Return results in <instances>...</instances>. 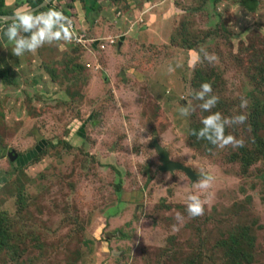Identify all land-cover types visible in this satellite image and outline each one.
<instances>
[{
    "label": "rangeland",
    "instance_id": "1",
    "mask_svg": "<svg viewBox=\"0 0 264 264\" xmlns=\"http://www.w3.org/2000/svg\"><path fill=\"white\" fill-rule=\"evenodd\" d=\"M241 1L145 0L152 15L132 10L119 52L51 45L30 67L6 62L18 77L0 81V264H264V0ZM202 82L219 97L210 112L246 114L224 129L242 147L187 134L209 115L192 99ZM189 193L202 216L185 212Z\"/></svg>",
    "mask_w": 264,
    "mask_h": 264
},
{
    "label": "clouds",
    "instance_id": "2",
    "mask_svg": "<svg viewBox=\"0 0 264 264\" xmlns=\"http://www.w3.org/2000/svg\"><path fill=\"white\" fill-rule=\"evenodd\" d=\"M46 2H50V0H46ZM24 33H28V35L25 36ZM73 40H78L73 19L65 16L55 6L47 8L46 11H37L25 3L14 8L11 17L0 16V43L9 42L12 45L10 52L14 57H21L26 52L34 55L37 49L45 45L55 44L57 47H61L60 42L67 44ZM200 52L203 53V59L209 63L217 60L215 53H208L203 48L200 49ZM199 60L200 54L193 53L191 62ZM179 66L177 64V67ZM168 71H172V68H169ZM212 93V86L208 82H202L199 90L193 92L192 99L200 102L195 107L203 112H208L209 115L200 119L201 128L195 131L189 129L187 134L195 135L198 140H206L217 148H224L228 145L233 148L242 147L243 140L235 138L231 134L225 135L224 129L230 125L244 124L247 119L246 114L241 112L231 117H222L219 112H210L219 100V97ZM247 103L246 99L241 98L240 109H245ZM195 107L186 101L183 106L178 108V114L180 117H188ZM199 174L200 178L193 183L194 187L201 191L210 188L213 177L204 172ZM204 211V204L200 196L189 193L185 201L187 215L194 218L202 216ZM176 218L177 220L181 219L179 214Z\"/></svg>",
    "mask_w": 264,
    "mask_h": 264
},
{
    "label": "crops",
    "instance_id": "3",
    "mask_svg": "<svg viewBox=\"0 0 264 264\" xmlns=\"http://www.w3.org/2000/svg\"><path fill=\"white\" fill-rule=\"evenodd\" d=\"M3 1L4 10H13L22 4L28 3V0ZM58 1L63 6H66V3L68 2V0ZM92 3V0H85L84 3L78 1L73 3V10L75 13L74 16H70V18L73 19L78 40L71 41L72 44L70 42L67 44L60 42L64 49V46L67 45L68 48H72L74 51L76 50L75 53L78 57L89 55L90 57L96 59L99 53L109 56L114 52L121 51V48L126 41L127 36L129 35L127 28L131 27V23L133 24L141 22L139 20L140 17L136 18V20L134 19L135 21L133 20V22L129 19V15L131 14L132 10L137 9L139 10V14H141V12H143V14L148 12V16L152 15V5L147 7L145 0H101L100 5L96 7H92ZM41 4H43V2ZM41 4L32 9H38ZM65 8L67 10V7ZM114 11H116L118 17L115 16ZM115 19H117L116 23H114ZM24 35L27 36L28 33H24ZM11 46L12 45L7 41L0 43V81L2 83H11L18 77V74L16 77L13 76L14 71L12 70V66L6 63L7 61L15 62L16 65L20 66V70H22V67L25 66L30 67V62L32 61L27 55V52L21 57H14L10 52ZM46 46L51 45H45L43 47ZM39 49H37V51ZM37 51L35 55L37 56V60H40L41 57L38 56ZM65 52H63V54H65ZM72 63H74V61H72ZM76 66L71 68L75 72ZM136 73L141 75L140 72ZM1 74L4 75L6 80ZM144 83L145 82L143 81L142 84ZM132 85L137 89V83ZM86 98L87 96L85 92H79L78 99L82 103L86 101ZM134 98L136 99L137 95ZM125 199L129 200L130 197H125Z\"/></svg>",
    "mask_w": 264,
    "mask_h": 264
},
{
    "label": "trees",
    "instance_id": "4",
    "mask_svg": "<svg viewBox=\"0 0 264 264\" xmlns=\"http://www.w3.org/2000/svg\"><path fill=\"white\" fill-rule=\"evenodd\" d=\"M43 1L44 0H34V1L28 0L27 4L29 5V7L34 8V7L38 6L39 4H41ZM75 1H78L81 3L85 2V0H68V2L66 3V6H63L59 3L58 0H52L51 2L47 3L44 6L39 7L36 10L37 11H46L47 8L55 6L58 10H61L65 16L70 17V16H74V13H75V11L73 10V7H74L73 3ZM92 1H93L92 7L99 6L101 3V0H92ZM3 3H4V1L0 0V16L11 17L12 10H4L3 9ZM241 5L250 12L255 11V9H256V1L255 0H242ZM65 7H67V10ZM196 72L198 73V70ZM2 77L5 79L4 75H2ZM44 142L46 145L47 142L45 140H44ZM42 150L43 149L39 148L38 150L30 152L27 149L24 152L17 153L16 165H15V163L13 164L14 168H16V169L24 168V166L28 165L31 162H34V160H36L41 155V153L43 154ZM257 153H261L264 156V149L257 151ZM1 155L4 156L3 153L2 154L0 153V157H1ZM116 192L118 193V200L121 199L122 198L121 190H116ZM119 193H120V195H119Z\"/></svg>",
    "mask_w": 264,
    "mask_h": 264
},
{
    "label": "water",
    "instance_id": "5",
    "mask_svg": "<svg viewBox=\"0 0 264 264\" xmlns=\"http://www.w3.org/2000/svg\"><path fill=\"white\" fill-rule=\"evenodd\" d=\"M50 1H51V0H50ZM47 3H49V2L43 1V4H41L39 7L44 6V5H46ZM39 7H38V8H39ZM10 152H12V151H10ZM10 152H9V153H10ZM14 156H15V155H14Z\"/></svg>",
    "mask_w": 264,
    "mask_h": 264
}]
</instances>
